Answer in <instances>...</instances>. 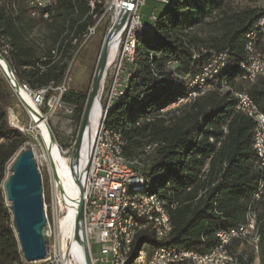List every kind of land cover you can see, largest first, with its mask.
Instances as JSON below:
<instances>
[{"label":"trees","instance_id":"trees-1","mask_svg":"<svg viewBox=\"0 0 264 264\" xmlns=\"http://www.w3.org/2000/svg\"><path fill=\"white\" fill-rule=\"evenodd\" d=\"M87 2L56 0L47 21L31 16L28 0H0V53L16 80L38 91L65 79L75 52L72 37L95 23ZM95 12L100 13L98 7ZM263 15V7L241 6L235 0H166L156 19L137 35L126 82L102 125L119 133L125 158L142 162L144 190L162 198L172 229L161 241L149 229L141 232L135 237L136 248L149 243L206 252L217 244V231L245 224L250 209L258 264H264V163L253 147L255 122L236 109L233 94L244 90L264 113V76L249 81L240 68L247 57L246 35ZM36 26L51 28L45 48L27 42V32ZM253 48L264 54V34L259 31ZM221 52L224 61L204 82L202 94L161 110L197 86L189 80ZM220 81L229 89H221ZM1 82L0 264H28L3 190L7 164L27 138L9 122V96ZM87 95L71 89L62 94V102L74 109L75 121L81 120ZM242 242L246 239L231 241L235 262L253 264L254 255L249 247L241 248Z\"/></svg>","mask_w":264,"mask_h":264},{"label":"bare ground","instance_id":"bare-ground-1","mask_svg":"<svg viewBox=\"0 0 264 264\" xmlns=\"http://www.w3.org/2000/svg\"><path fill=\"white\" fill-rule=\"evenodd\" d=\"M56 0H48L47 13H49L48 18L45 20H51V13L49 10L54 4ZM166 2V0L162 1ZM111 0H88L87 5L89 8L88 13L92 15L94 18L97 15L95 9L98 7L100 12H103L109 7ZM30 14L31 16H40L37 10V5H31V0H28ZM125 4V2H123ZM117 15L120 13L122 15L123 11L120 10L116 12ZM156 19V13L152 15V21ZM94 25H88L83 31V33L79 34L77 37L73 38L72 42L76 43L78 40L85 39L87 37V31H91ZM145 28L137 29L133 32V34H129V43L127 44V64L131 63L134 56V51L136 47V39L137 35ZM120 31L112 37L109 45H108V58L106 61V65L104 68V72L107 67L112 63L116 49L117 43L120 35ZM259 31L264 34V15L261 16L256 22L255 29L247 33L246 35V45L245 48L247 50V58H255L261 57L262 53L256 52L253 48V39L256 36V32ZM264 55V54H263ZM225 58V53H223V61ZM221 61V65L223 63ZM246 59L241 62L240 68L244 72V76L249 75V66L245 64ZM1 71L7 69L6 63L2 60ZM219 65V66H221ZM206 69V67L204 68ZM203 69V71H204ZM217 73V69H209V72H205V76L195 77L192 81V87L197 84L192 90H190L185 96L179 97L176 101L168 104L161 110H164L169 105H180L183 103L190 102L195 97L202 94L205 90H201L204 87V82L211 78L213 75ZM126 76V75H125ZM258 76H264V73H258ZM257 76L249 77V81H253ZM10 81L12 85L17 86V81L14 80L12 74L10 73ZM221 82V89L228 90L229 87L225 85L224 81ZM21 85L25 86L28 90L30 88L25 83H21ZM52 86H49L41 90L48 89ZM32 91V90H31ZM241 91H234L233 94L237 99L236 109L242 111L247 116L251 117L256 125V129L253 137V147L256 151L257 157L260 161V142L262 146V155L264 156V113L260 112L251 97L244 91V95H239ZM17 96L21 100L23 106L29 113L30 117L33 119L35 123V127L38 129L39 134L46 146L48 157L53 164V173L55 176V180L60 185V188L64 195L67 198V204L64 203L65 214L60 219L58 224V231L62 238H66L70 240L71 245L67 244L66 251L67 253H72L77 259L80 260L82 254V247L78 240H73L74 233V224L76 222V195L78 193L77 182L81 177L84 166L87 162L90 147L94 135V131L97 128V136L101 139V145L104 148H110V151L116 152V164L119 165H128L129 159L125 158L122 155V140L118 132L105 128L102 125V120L105 116L106 110L109 108L110 103L102 110L101 115V105L99 100H97L93 106L91 107L89 126L85 129L81 143L78 148V152L74 157V168H70L65 160V158L61 157L60 151L57 147L56 141L51 140L50 134L48 131L47 123L38 109V105L34 101V99L29 95L28 92L18 89L16 91ZM117 93H115L116 95ZM246 98H245V97ZM247 99V100H246ZM255 108L252 109V107ZM263 114V117L261 116ZM99 122V123H98ZM263 136V138H262ZM262 138V139H261ZM149 149V146L147 147ZM138 159V158H134ZM145 182L134 183V184H125L121 186V194L120 201L116 208L113 209V214L111 217V222L109 225V234L111 236V246L114 251V256L117 257V264H136L137 261L143 260L146 249L151 247L149 243H142L136 250L130 251L126 254L125 249V238L128 233V230L131 228L132 222V212L141 210V202L138 201L139 197H143L146 199H150V216H154L155 220H151V222H140L138 224L133 225V233H132V242H135V237L141 232L149 229L153 233V237L155 240L159 241L161 237H167L172 229V223L169 217V214L165 208L164 201L162 198L156 193L152 191L144 190ZM261 188V187H260ZM260 194V190L254 194L255 198H258ZM252 211L250 209L246 213L247 222L243 225V229H250V232H241L236 233L230 236H226L224 238V248H218V241L215 246L210 248L207 253H215L214 255V264H232L225 263L232 256V261H235L233 254L231 253V241L235 237H241L242 240L246 239V236H251L254 239L251 243H249L250 250L253 255L255 254L258 257V236L254 230V216L252 217ZM167 221L168 225H167ZM251 222V224H250ZM232 230H219L216 232V238L219 240V234L221 233H231ZM178 251H183L178 249L175 246H170V254H178ZM179 264H186V257H179ZM193 264H212V261H196ZM236 264V262H235Z\"/></svg>","mask_w":264,"mask_h":264},{"label":"built area","instance_id":"built-area-1","mask_svg":"<svg viewBox=\"0 0 264 264\" xmlns=\"http://www.w3.org/2000/svg\"><path fill=\"white\" fill-rule=\"evenodd\" d=\"M144 1L145 0H134L132 6L130 7L127 23L120 31L115 57L112 61L115 79L105 100L104 106L101 108L100 117H102V110L105 109L109 103H112L115 93H119V90L123 85L124 76L125 74H128L127 44L129 43V34H133V32L137 29L148 27V25L142 21L141 15L139 13V7ZM152 1L162 4V1L164 0ZM116 2L117 0H111V3L105 10L104 14L111 10H115ZM31 5H37L38 13L43 19L48 18V0H31ZM154 14L155 13L152 12L149 15L150 21L152 20V15ZM96 26L97 24L92 27L91 31H87V37L84 44L94 34ZM223 53L224 52L214 55L211 62L206 66V69L192 77L189 82L195 77L205 76V72H209V69H217L219 65H221V61H223ZM168 64L171 66V68L174 67V62H169ZM245 64H248L249 66V75L244 76L243 78L245 79H249L251 76H258V73H264L263 54H261V57H246ZM12 73L15 76L13 71ZM64 82L65 79L57 86L53 85L52 87L41 91H31L25 86L21 85V82L18 81L19 88L28 92L38 106L43 104L45 100H48L49 92L52 90L57 91L56 102H58V104L63 103L61 97L62 94L67 90ZM201 90H205V86ZM239 95H244V90H241ZM252 109L255 110L253 107ZM261 116L263 117L262 113ZM97 128L98 125L94 131L87 160L86 173L83 180V232L91 264H117V257L114 256V251L111 246V236L109 234V225L111 222L113 209L116 208L119 203H121V186H124L125 184L145 182L143 176V164L139 159H129L128 165L116 164V152H118V150L110 151V148H104L103 145H101V139L99 136H97ZM149 149H151V147H149ZM34 158L36 160L35 155ZM259 162L260 164L264 163L261 142ZM37 167L39 171L38 164ZM138 201L141 202V210L132 212L131 228L128 230L125 238L126 254L132 250H136V242H132L133 225L140 222H151V220H155L154 216H150V199L139 197ZM58 203H60V199ZM53 205L55 206L53 207V217L56 218V202L53 203ZM43 210L46 217V223L44 226L46 254L43 259L28 262V264H77L76 257L72 253H67L66 251L67 244L71 245L70 240L67 239V241H65L63 240L64 238L58 234L59 242L56 240V238L53 241H50V226L47 215V204L44 201ZM253 216L254 214L252 213V217ZM168 222L169 221H167V225ZM241 232H250V229H243V227L238 226L234 231H231V233L219 234L217 249L224 248V238L226 236ZM164 238L166 237L159 238V241L163 240ZM254 239L255 238L252 237L253 243ZM214 255L215 253H199L189 249L178 251V254H170V246L160 245L148 247L143 260L137 261L136 264H179V257H186V264H193V262L196 261H212V264H214ZM255 261L256 258H254V262ZM225 263L235 264V261H232L231 256V258H229Z\"/></svg>","mask_w":264,"mask_h":264},{"label":"rangeland","instance_id":"rangeland-1","mask_svg":"<svg viewBox=\"0 0 264 264\" xmlns=\"http://www.w3.org/2000/svg\"><path fill=\"white\" fill-rule=\"evenodd\" d=\"M235 2L241 6L250 5L264 8V0H235ZM159 10H161V4L152 0H145L139 7V13L143 17L142 20L146 23L149 22V15L152 12L157 14ZM104 12L105 11L97 13V15L94 17L95 23L93 25L97 24V26L94 34L87 40L85 44L83 39L78 40L76 43L72 42V44L75 45V52H73L64 82L67 90L71 89L87 94L89 92L98 63L101 46L104 37L112 24V18L114 16V10H111L105 14ZM50 32L51 28H47L45 26H36L27 32V42L36 45L39 48H45L50 43ZM74 37L75 36L72 37V40ZM11 74L14 80H16L12 72ZM125 75L126 76H124L123 85L126 82V77L128 76L127 74ZM0 79L2 81L1 83L3 91H5L9 96V104L7 107L9 122L11 126L24 133L27 138V141L19 148L15 156L23 149H32L39 166L43 201L47 204V215L50 226V241H53L56 238V240L59 242L58 224L60 219L65 214L64 203L67 204V198L62 190L61 192L59 191L60 185L55 180L53 164L48 157L46 146L39 134L38 129L35 127L33 119L30 117L29 113H27V110L23 106L21 100L14 92L1 70ZM114 79L115 74L111 63L105 71L100 86V92L98 94V100L100 102L101 108L104 106L105 100L114 83ZM123 85L120 89H122ZM56 96L57 91H50L48 100H45L43 104L38 106V109L43 115L54 136V140L56 141L61 157L65 158L67 164L70 165L69 167L73 169L74 157L72 160H69V158L75 143L81 120L79 122L75 121L73 118V107H69L64 103L58 104V102H56ZM172 107H176V105H169L164 110ZM14 157L7 164L4 180L9 174V167ZM59 192L61 197L59 196ZM59 199L60 203H58ZM55 202L57 209L56 218L53 217V207H55L53 203ZM6 203L9 205L7 200ZM63 240L67 241L66 238ZM251 242L252 237L248 235L246 236V242H242L243 245L241 243L240 246L241 248H250L249 243ZM254 258H256V261L253 262V264H258V257L255 254Z\"/></svg>","mask_w":264,"mask_h":264},{"label":"water","instance_id":"water-1","mask_svg":"<svg viewBox=\"0 0 264 264\" xmlns=\"http://www.w3.org/2000/svg\"><path fill=\"white\" fill-rule=\"evenodd\" d=\"M123 2H125V4H123ZM133 2L134 0H117L115 4L112 24L101 46L98 63L87 95L81 122L69 160H72L78 152L84 131L89 126L91 107L98 100L100 86L105 74L104 68L108 58V45L117 31L121 30L127 23L130 7ZM120 10L123 11L122 15H120V13L117 15L116 12H120ZM2 60L7 66V69L3 70V74L16 93V91L20 89L18 80L17 86L12 85L10 81V73L12 72L11 67L0 53V70L3 68L1 63ZM47 127L51 140H54V136L48 124ZM86 168L87 162L77 182L78 193L76 195V222L74 224L73 240H78L82 247L80 260L76 258L77 264H91L83 232L82 193ZM3 190L6 200L9 202L14 231L18 238L23 258L26 262L43 259L46 254V239L44 235L46 217L43 210L41 177L32 149H23L14 157L9 167V174L4 180ZM59 191L61 192L60 188Z\"/></svg>","mask_w":264,"mask_h":264},{"label":"crops","instance_id":"crops-1","mask_svg":"<svg viewBox=\"0 0 264 264\" xmlns=\"http://www.w3.org/2000/svg\"><path fill=\"white\" fill-rule=\"evenodd\" d=\"M141 15V14H140ZM141 18L143 19L142 15H141ZM149 20V19H148ZM143 21V20H142ZM144 22V21H143ZM146 25H149L151 23V21L149 20L148 23L144 22Z\"/></svg>","mask_w":264,"mask_h":264}]
</instances>
